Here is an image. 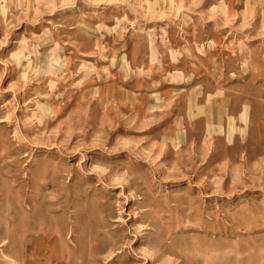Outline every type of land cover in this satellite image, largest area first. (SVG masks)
Instances as JSON below:
<instances>
[{
	"label": "rangeland",
	"instance_id": "374dc122",
	"mask_svg": "<svg viewBox=\"0 0 264 264\" xmlns=\"http://www.w3.org/2000/svg\"><path fill=\"white\" fill-rule=\"evenodd\" d=\"M256 71L264 0H0V264H264Z\"/></svg>",
	"mask_w": 264,
	"mask_h": 264
},
{
	"label": "crops",
	"instance_id": "0c3cea01",
	"mask_svg": "<svg viewBox=\"0 0 264 264\" xmlns=\"http://www.w3.org/2000/svg\"><path fill=\"white\" fill-rule=\"evenodd\" d=\"M252 77H253L252 79H254V78H257V79H264V72H263V71H256V72L253 73ZM262 84H264V83H261V84L259 85V87H262V86H263ZM256 85H257V83L254 82V83H253V86H256Z\"/></svg>",
	"mask_w": 264,
	"mask_h": 264
},
{
	"label": "bare ground",
	"instance_id": "6f19581e",
	"mask_svg": "<svg viewBox=\"0 0 264 264\" xmlns=\"http://www.w3.org/2000/svg\"><path fill=\"white\" fill-rule=\"evenodd\" d=\"M9 262V261H8Z\"/></svg>",
	"mask_w": 264,
	"mask_h": 264
}]
</instances>
